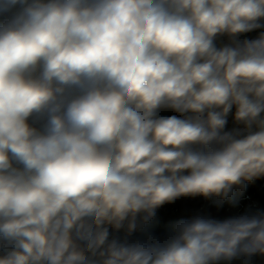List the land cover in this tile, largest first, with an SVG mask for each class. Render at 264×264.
Here are the masks:
<instances>
[{
  "label": "clouds",
  "instance_id": "9594fccd",
  "mask_svg": "<svg viewBox=\"0 0 264 264\" xmlns=\"http://www.w3.org/2000/svg\"><path fill=\"white\" fill-rule=\"evenodd\" d=\"M258 182L264 0H0V264H264Z\"/></svg>",
  "mask_w": 264,
  "mask_h": 264
},
{
  "label": "trees",
  "instance_id": "16d2710c",
  "mask_svg": "<svg viewBox=\"0 0 264 264\" xmlns=\"http://www.w3.org/2000/svg\"><path fill=\"white\" fill-rule=\"evenodd\" d=\"M245 204L264 205V183L258 182L250 186L243 201ZM202 201H180L176 205L166 207L161 210L162 219H167L170 216H179L193 206L202 204Z\"/></svg>",
  "mask_w": 264,
  "mask_h": 264
}]
</instances>
